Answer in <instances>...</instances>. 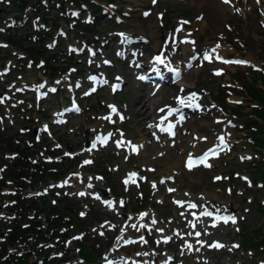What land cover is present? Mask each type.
<instances>
[{
    "label": "rangeland",
    "instance_id": "obj_1",
    "mask_svg": "<svg viewBox=\"0 0 264 264\" xmlns=\"http://www.w3.org/2000/svg\"><path fill=\"white\" fill-rule=\"evenodd\" d=\"M2 1L0 29L12 37H21L23 44L22 47L3 39L5 47L0 48V62L3 60L0 68L7 61L14 66L0 100L10 96L17 101V104L9 105L11 116L15 117L17 111L16 128L6 129L17 131L18 139L23 142L32 141L34 146L43 143L51 150L49 162L60 172L59 178L54 179L53 191L61 199L58 203L63 204L62 208L70 205L71 209L67 211L73 212L76 221L72 237L66 242L73 257L70 264H95L79 258L73 242L75 238L82 239L84 249L94 251L99 259L97 264H160L169 258L172 260L167 264H264V251L254 245L264 233V186L259 177L264 168V157L250 135L252 125L257 121L252 109L259 106L252 102L246 84L242 83L263 84L264 0L197 1V4L203 2L202 7L191 0H115L111 3L92 0L100 10L97 22H94L96 8L69 0L61 1V4L60 0H27L28 4L21 12L17 8L18 0ZM213 3L222 5L223 9L217 8L214 12L209 7ZM91 17L93 22L88 23L91 28H86ZM203 21L206 25L202 28ZM177 24L183 25V29L174 31ZM185 31L201 45L193 50L186 49L180 42ZM129 32L134 37L141 32L152 34L160 42L158 51L169 46L177 62H192L187 70L190 81L194 82L192 86L202 90L205 100L202 108L210 112L209 118L213 116L211 113L220 115L219 120L224 121L218 124L222 127L220 133L222 136L224 132L229 133L227 138L231 140L230 145L221 147L224 151L219 156L211 159L210 167L185 172L182 161L174 164L179 158L180 149L176 146L185 134L182 128L186 121H177L176 137L172 139L155 130L156 112L163 95L144 87L138 79L139 71L132 65L131 54L119 53L120 49L130 51L133 43L138 41L137 38L126 40ZM43 34L48 35L45 39L48 62L57 69L48 68L40 59L31 61L33 55L26 54L25 48L29 45L34 51L40 47L39 36ZM148 37V42H153ZM217 44L219 48H216ZM69 46L81 51L70 50ZM214 48L215 52L212 51ZM152 50L151 54L159 56ZM203 50L210 59L199 60L197 55ZM90 59L93 64H89ZM229 59L248 63L224 62ZM95 61H101V66ZM89 73L105 75L107 83L100 86L96 94L86 96L84 92L91 85L87 80ZM116 75L123 78L124 86L120 92L111 86L114 80L117 81ZM42 81L57 87L56 91L48 92L50 89L44 88L43 91L50 94L39 100L34 98L33 92L25 91L24 85L35 86ZM78 83L80 88L76 87ZM61 84L69 85L74 93L60 87ZM169 92L174 93L175 89ZM74 99L80 104L81 113L70 115L66 124H55L59 111ZM140 101H145V114L139 113ZM112 106L124 113L123 119L111 112ZM0 113L4 121L10 117V114H4L2 103ZM108 114L113 116L108 118ZM42 123L49 125V131H42ZM5 124L10 123L6 121ZM3 128L0 126V130ZM33 128L38 131L35 137L32 136ZM103 130L113 132L110 143L87 151L85 139L91 140ZM154 130L157 140L152 134ZM121 133L124 140L141 141L142 147L133 152L125 142V150L119 151L113 140ZM186 133L189 135L190 130ZM171 141H176V145H171ZM129 170L138 172V177L126 184L125 174ZM77 172L84 174L81 180L75 177ZM86 177L98 186H92L93 193L82 186L88 182ZM173 184L177 185L176 190L172 188ZM177 192L197 197V208L204 204L215 211L226 203L228 214H234L236 222L224 224L220 231L214 227L215 231L204 236L199 251L195 245L187 251V235L192 242L195 237L186 228L188 217L183 218L182 207L175 203ZM97 193L100 200L92 195ZM207 194L213 198L202 203L199 196ZM51 197L53 195L47 199ZM102 199L105 200L102 202ZM105 201H110L111 206ZM129 234L132 236L127 244L123 238ZM213 238H218L225 246H213Z\"/></svg>",
    "mask_w": 264,
    "mask_h": 264
},
{
    "label": "bare ground",
    "instance_id": "obj_2",
    "mask_svg": "<svg viewBox=\"0 0 264 264\" xmlns=\"http://www.w3.org/2000/svg\"><path fill=\"white\" fill-rule=\"evenodd\" d=\"M191 1L195 4H197V1H199V0H191ZM201 2L202 1H200V3L197 4L199 7L203 6V5H201ZM231 2H233V1H231ZM209 7L213 8V10H215L214 12L217 11V8H219L220 11H221V9H223V6L222 5L219 6L218 3L210 4ZM214 7H216V8L214 9ZM219 9H218V12H219ZM205 25H206V22L203 21V23L200 26L203 28ZM141 33L142 34H137L134 37L129 32V35L126 36V39L127 38H132V39L137 38L138 39V41L136 43H133L131 50L129 52L128 51L127 52L131 53V55H132L131 60H132L134 67L137 68L136 70L139 71L138 74L141 73L142 74L141 76H144V75L148 74L149 69L156 68V69L160 70L162 77L164 78L165 81H167V84L158 85L157 83H153V84L151 83V84H145V87L147 89L153 90V92L156 94H160V95L162 94L163 95V99H162L161 104L159 106V111L156 112V120L157 121L155 122V124L157 122L165 121L167 119H174L176 122L177 121H184V122L186 121V126L182 128V130L185 132V134L182 135V137H180L178 139V145H177L178 147L176 146V149H180L179 158L175 159L176 160L175 162L172 160L174 162V164L182 161V166H183L182 169H183V171L186 172L187 170H185V168H184V161H185L186 157H188L189 155H192V154H195L193 156H197V155L199 156L203 152H205L206 150H211L217 145L221 146V147L223 145L225 146L226 144L230 145L231 140H229L227 138V135L229 133H227V132L223 133L224 143L221 144L218 137L222 136L221 135L222 133H220V129L222 127H220V125H218V124H220V123L223 124L224 121L219 120L221 118V117H219L220 115H217L214 113H211L213 116H210V118L207 117V115L210 112H208L202 108V105H205V100L203 99L202 90H200L197 87L194 88V86H192V85H194V82L190 81V79H191V78H189L190 73L187 70L189 64H191L192 62H188V63L187 62H185V63L177 62L176 58L174 57V54H172V52H170L169 46H165L164 48L160 49V52H161L160 56L162 59H164V63L161 64V67H160L159 64H156L154 62V58L156 57V55L151 54V51H150V49H153L152 52L158 51L160 42H158V40H156V38H153L152 34L147 35L145 32H141ZM147 36H149L148 38H151V40L153 42H148L149 39H147ZM180 42L183 43L184 46L186 47V49H188V50H193L194 48H197L201 45V44H196L194 38L191 35H189L188 32H186V31L184 32V37L181 39ZM119 53L123 54L124 53L123 49H120ZM205 53H206V51H204V50L200 52L199 60H205L204 59ZM134 54H136V56ZM236 58H238V57H236ZM190 61H192V60H190ZM95 62H97L98 66H101V61H95ZM93 63H94V61L92 59H90L89 64H93ZM144 68H145V70L141 71V69H144ZM89 74H93V73H89ZM165 75L167 77L169 76L170 78H168V79L165 78ZM121 78L122 77L120 75H116L117 81L114 80L113 83L111 84V86H113L114 84H117L119 81H121L120 80ZM58 86H59V84H58ZM90 86L92 87V85H90ZM50 87L51 86H49L48 88L50 89ZM60 87H66L70 93H74V90L69 85L65 86V85L61 84ZM170 89H175V92L170 93L169 92ZM193 93H196V99L194 101L192 100V94ZM182 100L184 101V104L180 103V101H182ZM138 103H139V105L140 104L142 105L139 108L140 109L139 113L145 114L146 113V110H144L145 101L144 102L140 101ZM197 104H201V106H199L197 108L196 107ZM66 106H69V103ZM112 107H114V106H112ZM169 107H178V108H180V110L177 112H174L170 116V118H166L165 117V111ZM161 108H163L164 110L160 111ZM181 117H183V119H181ZM55 118H59V117L56 116ZM42 124H44V123H42ZM187 129L190 130L189 135L186 133ZM106 131H108V130H106ZM106 131L103 130L102 132L105 133ZM103 133H101V134H103ZM98 134H96V135H98ZM152 134L156 136L155 139L157 140L158 139L157 133L155 131H153ZM203 137H207V139H202ZM120 138H124L123 133H121V135L119 137H117V139H120ZM169 139H171V138H169ZM91 140H92V138H91ZM91 140L89 139L90 143H91ZM129 140L130 139H127L126 142H128ZM176 141H177V139H176ZM176 141H175V145H176ZM130 142L131 143H129V145L132 143H135V144H137V146L141 143V141H130ZM118 149H119V151L125 150V145H120L118 147ZM166 150L168 151V149H166ZM164 151H165V149H164ZM223 151H224V149L221 150V152H223ZM210 162H211V160H208L206 163L209 165ZM205 167H207V166H205V164H204V165H201V166L194 168V169H191V170L194 171L196 169H201V168H205ZM130 171L131 170L127 171L126 174L129 173ZM83 175L84 174H82L81 172L75 173V176L78 177L79 180H81ZM86 178H87L88 182L82 183V186L84 187L85 191L92 192L91 189H93V187L98 188V186L95 185V183H91L90 177H86ZM89 185H92L93 187H89ZM172 186H173L172 188H175L177 185L173 184ZM175 190H176V188H175ZM94 192H97V191L95 190ZM92 195L97 197V199L100 200V196L98 195V193H97V195L96 194H92ZM199 197L203 201L202 203H204L206 201H210L213 198V196H211L210 194H207L205 197L200 195ZM175 199L183 202L181 211H183V213H184L183 214L184 219H186L185 217H188L186 228L189 230V233L192 232L193 233L192 235H195V232H197V231L201 232L200 237L199 238L195 237L194 242H192L190 240L189 235H187L188 240H189L188 245H191V248L193 245L197 246L198 249L203 246L204 238H205L204 236L206 234L211 233V232L216 230V229H214L213 224L216 225L215 226L216 228H219L218 229L219 231H220V228H222V226L224 224H227V223H224L223 221H218L216 219L217 216H226V214L229 213V211H227L225 208V206L227 205L226 203L223 205L222 208L214 211V210L207 208V206H205L204 204L199 206L198 208L197 207H195V208L189 207L188 206L189 204H195L196 203L197 197L190 196L186 193L184 195V193L181 194V193L177 192L175 195ZM104 200L105 199H102V202ZM205 211H210L213 213V215L211 217L205 216L202 214ZM231 215L235 216L234 214H231ZM235 218L237 219V217H235ZM192 221L194 222L193 224H192ZM131 236H132L131 234L125 236L123 238V241H125L127 238H129ZM163 236H165V235H163ZM212 241L214 243L216 241H219V239L213 238ZM221 244H223V243L221 242ZM186 250L190 251V247L187 246ZM182 252L183 251H181V254H182Z\"/></svg>",
    "mask_w": 264,
    "mask_h": 264
},
{
    "label": "trees",
    "instance_id": "obj_3",
    "mask_svg": "<svg viewBox=\"0 0 264 264\" xmlns=\"http://www.w3.org/2000/svg\"><path fill=\"white\" fill-rule=\"evenodd\" d=\"M61 1H64V0H60L59 1L60 4H61ZM69 1L73 2L74 4H86L90 8H93V9L96 8L94 10L95 14L98 13V11H100L98 10L99 9L98 6L95 5V3L92 2L91 0H69ZM109 1H113V0H108V2ZM18 2H19V8L21 9L26 5L27 0H18ZM97 20H98V16L95 15V22H97ZM89 26H90L89 24L85 25L86 28H91ZM42 37L43 38L39 36V40H40L39 46L40 47L36 48L35 49L36 51L33 50V47L29 48V51H31L35 57L37 55H45L47 51L43 42H44V39L48 38V35L46 34V36L44 35ZM10 38L11 37L9 36V39ZM15 43L17 45H20V39L18 37L15 40ZM46 60L48 61V58ZM54 69H57V68H54ZM261 81L263 83L262 86L252 84L250 83V81H243L242 83L244 85L246 84V88L248 90L247 92L249 93V96L252 102H254L255 104H257V106H259L258 108L256 107L252 109L255 113V117L257 121H254L253 123L251 130H250V135L253 137L254 142L257 143V145L261 148L260 150H262V156L264 157V77L261 78ZM236 112L240 113V111L237 108H236ZM257 136H260V137H257ZM43 171L44 169H41V168L36 169V172L38 174H43ZM259 177L262 181V185L264 186V168L262 169V172L259 173ZM44 209L46 211V219H47L46 227H42L39 219L37 217H33L32 219L28 220V224L25 227H21L20 224H17L13 230L11 239L14 242L18 240L19 241L22 240L24 244L29 245L30 240H28V238H29V234H31L33 236V248H34L35 253L37 254L36 257L44 256L45 262L49 261V263L59 264V261L61 259L53 258V257L46 259L48 250H45L44 247L39 245L38 243L40 241L48 240L52 236L56 235L58 233L59 224L61 222H64L66 223V225H68L74 221L71 218V221L68 223V220L66 219L67 215H59L58 213L55 212L56 210L53 209V207L50 205L45 204ZM49 212H54L55 215L50 216ZM68 234H70V231L63 233V235L65 236H68ZM79 242L80 240H78V243ZM79 245H80L79 247L80 254L84 259L90 260L91 258H93L95 253H93L90 250L84 249L80 243ZM254 245H256L257 248H261L262 251H264V233L258 237V239L254 242ZM4 262L9 263L10 259H6ZM13 262L14 264H28V256L27 254L14 255ZM34 263L36 264L37 262L34 261Z\"/></svg>",
    "mask_w": 264,
    "mask_h": 264
},
{
    "label": "snow or ice",
    "instance_id": "obj_4",
    "mask_svg": "<svg viewBox=\"0 0 264 264\" xmlns=\"http://www.w3.org/2000/svg\"><path fill=\"white\" fill-rule=\"evenodd\" d=\"M153 2H155V0H153ZM223 2H224V3H230L231 0H223ZM257 2H259V0H257ZM237 11H239V10L237 9ZM76 14H77V13H73V15H76ZM145 15H147V13H145ZM185 23H187V22H185ZM0 31H2V29H0ZM219 47H220V45L217 44V45H216V48H219ZM212 51L215 52V48H214ZM92 54L95 55V53H92ZM204 59H205V60H208V59H210V56H209L207 53H205ZM221 59H222V58H221ZM155 60H156L157 63H160V64H163V63H164V59H162L161 56H157V57H155ZM224 62H225V63H236V64H246V63H248L247 61H243V60H232V61H224ZM65 79H67V78H65ZM89 79L95 81L96 77H90ZM138 79H140V80H144V79H146V77H145V76H139ZM56 83H60V81H57ZM103 83H107V81H103ZM37 87H39V88H43V87H44V84H40V85H38ZM51 91L55 92L56 89H55V88H52ZM93 91H95V89H93ZM195 99H196V93H193V94H192V100L194 101ZM0 103H2V101H0ZM180 103H181V104H184V101L182 100V101H180ZM196 107H199V105H196ZM75 110H76V111H79V109H75ZM112 110H113V112H115V111H116L115 107H113ZM163 110H164L163 108L160 109V111H163ZM170 114H171V113H170ZM121 118H123V117H121ZM181 119H183V117H181ZM162 122H163V121H161V123H162ZM149 126L151 127V125H149ZM173 127H174V125L169 124L168 127H166V128H161L160 130H161V131H164V132H168L169 135H175V133L173 132ZM111 135H112V134L109 133V136H111ZM202 139H207V137H203ZM218 139L220 140L221 144L224 143V137H223V136L218 137ZM105 142H106V141H105ZM121 143H122V142L118 143L117 146L119 147ZM129 143H131V142L129 141ZM93 147H95V144H93ZM141 147H142V146H141ZM133 151H136L135 146L133 147ZM207 159H208L207 154H205V156L202 157V158L200 159L199 163H203V164H205V166L210 167L211 165H208V164L206 163ZM85 163H90V161H85ZM193 164H194V162H193V161L191 160V158H190V159H189V162H188V167L191 168V167L193 166ZM135 175H136L135 173H132L131 176H130V179L133 178V177H135ZM216 179H221V178H220V177H217ZM225 179H226V178H225ZM65 183H67V181H65ZM125 183L127 184L128 181L126 180ZM89 187H92V185H89ZM170 191H174V189H170ZM78 194H79V195H84V193H78ZM105 203H107V204H109V206H111V202H110V201H105ZM121 203H122V202H121ZM178 203H180V202L178 201ZM188 206L191 207V208H195L197 205H196V204H189ZM202 214L205 215V216H209V217H211V216L213 215V213L210 212V211H205V212L202 213ZM81 215H84V214L81 213ZM145 215H146V214H145ZM216 219H217L218 221H223L224 223H228L229 221H231L232 223H235V222H236V218H235V216H233V215H229V216H217ZM152 223L155 224L156 221L153 220ZM194 226H195V225H194ZM215 226H216V225L213 224V227H215ZM133 227H136V225H133ZM141 227H146V225H141ZM161 231H162V230H161ZM196 235L199 236V235H200V232L197 231V232H196ZM214 246L217 247V248H220V247H224L225 245H223V244H221V243H216ZM188 247H191V245H188ZM235 247H238V245H235ZM197 251H199V249H197Z\"/></svg>",
    "mask_w": 264,
    "mask_h": 264
},
{
    "label": "water",
    "instance_id": "obj_5",
    "mask_svg": "<svg viewBox=\"0 0 264 264\" xmlns=\"http://www.w3.org/2000/svg\"><path fill=\"white\" fill-rule=\"evenodd\" d=\"M34 133H35V131H34ZM85 144L88 145V141H86Z\"/></svg>",
    "mask_w": 264,
    "mask_h": 264
}]
</instances>
